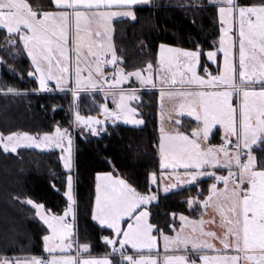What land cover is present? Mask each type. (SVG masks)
I'll return each mask as SVG.
<instances>
[{
    "label": "snow or ice",
    "instance_id": "snow-or-ice-1",
    "mask_svg": "<svg viewBox=\"0 0 264 264\" xmlns=\"http://www.w3.org/2000/svg\"><path fill=\"white\" fill-rule=\"evenodd\" d=\"M145 2L54 0L61 10L38 15L28 0H0V31H4L7 45L22 42L27 50L34 65L29 74L39 81L35 91H53L49 82L55 81L56 87L70 89L78 100L81 90L99 88L105 99L112 97L116 106L112 110L107 103L102 105L105 119L142 124L144 121L137 118V109L130 103L138 99L136 90L126 91L123 84L134 77L142 86L156 87L153 64L147 63L146 72L119 66L123 58L117 55L111 40L110 22L114 17L136 19V6ZM215 6L223 35L219 49L209 50L206 55L208 60L216 61L218 51H222V69L218 67L216 74L208 72L207 78L198 74L201 51L160 45L161 107L167 96L172 105L169 120L173 112L187 113L197 124L189 131H181L180 125L169 131L161 124L158 147L161 168L172 169L174 177L165 192L170 187L191 186L201 178H212L206 194L201 191L187 202L190 207L202 206L204 212L210 208L218 212L223 233L204 228L206 223H216L214 217L196 221L181 213L180 227L173 223L170 227L175 234H166L149 219L148 206L158 199L156 192L149 191L147 184L140 191L111 172L102 173L97 177L93 218L111 230L112 235L102 237L111 250L103 258H95L90 242L72 238L73 224L68 218L75 221V199L73 177L68 175L67 207L62 214L27 200L50 230L43 237L47 258L3 254L0 264H264V157L258 159L254 152V146H264V0L247 4L216 0ZM234 26L238 36L233 35ZM109 64L111 78L105 70ZM174 65L183 69L179 80L175 71L169 76ZM165 87L180 90L164 91ZM18 91L11 86L0 87L4 93ZM234 97L238 104L233 102ZM73 123L95 132L94 126L102 121L81 115L77 105ZM217 125L223 128V142L205 143ZM65 143L64 167L71 170L72 139L67 129L57 127L54 134L45 133L42 140L28 132L0 131V146L6 153H16L21 146L63 148ZM157 179V172H151L152 185H157ZM172 216L175 219L176 214ZM161 238L163 255L159 250ZM74 245L75 255L71 251Z\"/></svg>",
    "mask_w": 264,
    "mask_h": 264
},
{
    "label": "trees",
    "instance_id": "trees-1",
    "mask_svg": "<svg viewBox=\"0 0 264 264\" xmlns=\"http://www.w3.org/2000/svg\"><path fill=\"white\" fill-rule=\"evenodd\" d=\"M37 13L56 11L52 0H28ZM253 3L255 0H239ZM136 19H118L113 22V44L116 53L123 58L120 65L126 70L144 69L147 63L158 64L160 45L184 50H199L200 74L217 70L209 64L206 53L215 50V42L221 36L218 10L210 0H149L145 6L135 8ZM0 82L1 87L11 86L15 94L0 92V131L28 132L32 135L52 134L57 127L73 134L74 113L77 105L83 116H98L106 103L97 92L81 93L74 99L71 92L44 93L39 83L29 73L32 64L22 43L7 45L4 31H0ZM219 66V65H218ZM137 110L144 121L140 128L121 124H106L103 132L75 133V190L77 239L91 243L92 256H105L111 250L103 236L111 230L101 228L93 220L96 200V177L111 172L140 191L147 184L150 190V174L161 173L159 155V103L157 92L140 93ZM190 119H181V131L196 126ZM222 132L216 130L211 144L222 143ZM264 146L254 152L258 159L264 157ZM59 151L20 149L16 154L6 153L0 147V255L45 256L43 237L47 228L37 219L36 212L26 204L29 198L43 203L52 213L62 214L67 207V176ZM213 183L212 178L186 186L167 195H159L151 205L150 222L164 233L173 235L177 216L181 213L191 219H199L202 206L191 207L188 200ZM203 198V197H201ZM175 213V219L172 214ZM155 234V233H154Z\"/></svg>",
    "mask_w": 264,
    "mask_h": 264
},
{
    "label": "rangeland",
    "instance_id": "rangeland-1",
    "mask_svg": "<svg viewBox=\"0 0 264 264\" xmlns=\"http://www.w3.org/2000/svg\"><path fill=\"white\" fill-rule=\"evenodd\" d=\"M212 3H214V4H216V0H210ZM149 2V1H148ZM148 2L146 1L145 3H143V4H140V5H138V6H145V5H147L148 4ZM53 3H54V0H53ZM118 19H131V20H133L132 18H130V17H114L112 20H118ZM111 20V21H112ZM111 23V29H112V31H111V33H110V37H111V40H112V42H113V39H112V37H113V33H114V26H113V22H110ZM223 35V26L221 27V36ZM233 35L234 36H238V30H237V28L234 26V28H233ZM221 36H220V38H221ZM220 38L215 42V50L214 51H217L218 49H219V44H220ZM22 43V42H21ZM23 46V45H22ZM168 47H171V46H168ZM171 48H176V47H171ZM23 49H24V51H25V54H26V56L28 57V59L30 60V62H31V57H29L28 55H27V50L23 47ZM176 49H180V48H176ZM217 56H218V58H217V60L216 61H212V60H209V62L210 63H213V64H216V68L217 67H220V65H221V62H222V58H223V53H222V51H218V53H217ZM159 59H160V49H159ZM158 62H159V60H158ZM223 63V62H222ZM31 64H32V62H31ZM219 65V66H218ZM108 66V65H107ZM109 66H110V68L109 69H105L108 73H109V78H111V71H112V66L109 64ZM120 66V65H119ZM178 66L179 65H174L173 66V69L172 70H170V72H169V76H171V71H175L176 72V78H177V80H179L180 79V73H181V71L179 70V68H178ZM0 67H1V61H0ZM158 67V64H157V66H153V68L154 69H156ZM32 68H33V70H34V65L32 64ZM146 68V67H145ZM144 68V69H145ZM1 69V68H0ZM218 70V69H217ZM217 70H212V71H209V72H211L212 74H216L217 73ZM147 70H145V72H146ZM153 73H154V70H153ZM198 73H200V71H198ZM205 76V75H204ZM34 78H36V80L38 81V78L36 77V76H33ZM155 82V81H154ZM38 83H39V81H38ZM50 83V85H52L53 86V91H44V90H41L42 92H44V93H54V92H59V93H66V92H71V90L70 89H68V88H66L65 90H61L59 87H56L55 86V81H50L49 82ZM159 84L161 83L160 81L158 82ZM159 84H158V86H159ZM0 87H1V82H0ZM123 87H124V89L127 91V90H130V89H135L136 90V95L138 96V99L137 100H133V101H131L130 103H131V105H132V107H134V108H136L137 109V106H138V103H139V100L141 99V97H140V93H142V92H148V91H150V92H157V91H154V90H149V88H151L152 86H150V85H141L140 84V82L139 81H137L134 77L130 80V81H128V82H125L124 84H123ZM84 92H95V93H97V92H99V93H101L103 96H104V98H105V93L101 90V89H99V88H97V89H91V90H81V92H80V94L81 93H84ZM1 93H3V92H1ZM5 94H11V93H5ZM12 94H15V93H12ZM71 95H73L72 94V92H71ZM166 99H168V97L167 98H164L163 99V108L161 107V119H162V114H163V119L161 120V124H163V127L166 129V130H169V131H171V130H173V129H175L177 126H176V121H178V115H176L177 113H175V112H173L172 113V115H173V119L172 120H169L168 119V116H169V111L171 110V107H172V105H171V103L168 101V100H166ZM234 99H235V97L233 98V102H234ZM105 101H106V103L108 104V107H109V109H112V110H115V104L113 103V100H112V97L110 96V95H108L107 96V99H105ZM158 103H159V94H158ZM138 111L139 110H137V113H136V115H138ZM159 112H160V104H159ZM75 114V113H74ZM140 115V114H139ZM95 117H98L101 121H102V123L101 124H99V125H95L94 127L96 128V131L95 132H93V131H91V129H90V127H87V126H83V125H81L80 127H77L74 123H73V134L71 133V139H72V144H71V155H72V168H71V170H69V169H66L65 167H64V169H65V171L69 174V175H72V177H73V184L75 183V174H74V165H75V137H74V134L75 133H80L81 135H84L85 133H88V134H92V135H95V136H98V135H100V133L101 132H103V130H104V127H105V125L106 124H113V125H116L117 123H120V124H125L127 127H134V128H140V127H142V125H143V123L142 124H132L131 122H128V121H125L124 119H120V120H116L115 122H113V119L111 118V117H109V118H107V119H105V116H104V113L102 112L101 114H99L98 116H95ZM138 117V116H137ZM56 130V129H55ZM55 130H54V132L52 133V134H54L55 133ZM161 135V134H160ZM35 136H37V138L38 139H40V140H42L43 139V136L44 135H35ZM1 148H2V146H0ZM20 149H34V150H37V151H59L60 153H61V157H60V159H61V162H62V164H63V166H64V160H63V157L67 154V144L65 143V146L63 147V148H61V147H56V146H51V147H46V148H36L35 146H31V147H29V146H21L20 148H18L17 149V152L20 150ZM16 152V153H17ZM7 153H12V152H7ZM16 153H12V154H16ZM159 155H160V151H159ZM162 169V168H161ZM171 172H172V169H165V174H162V175H157L158 176V179H157V185H152L151 184V181H150V190L149 191H151V189L153 190V192H156V194H157V196H158V198H159V195H161V194H169L170 192H172V191H174V190H177V189H180V188H182V187H184V186H187V185H179V186H177L176 188H169V190H168V192H165L164 191V188H165V186H167V185H170L172 182H173V179H174V177H172L171 176ZM74 197V196H73ZM74 207V206H73ZM213 209H209L207 212H204V215H203V219L205 220V221H207V220H209L210 218H212L213 217ZM37 217V216H36ZM71 218V216L68 218V219H70ZM177 218H178V216H177ZM201 218V217H200ZM214 218H217L216 216L214 217ZM38 219V218H37ZM191 219V218H190ZM39 220V219H38ZM40 221V220H39ZM41 222V221H40ZM42 223V222H41ZM43 224V223H42ZM179 224V226L178 227H176V228H179L180 227V223H178ZM43 226L46 228V226L43 224ZM204 228L205 229H207V230H212V231H215V232H217V233H220V234H222L223 233V231H224V228H222L221 227V222H219V221H217L215 224H211V223H206L205 225H204ZM49 231V230H48ZM173 231H175V229H173ZM174 235V234H173ZM74 240H75V236H74V229H73V237H72ZM159 244H160V249H161V243H160V241H159ZM216 244H217V247H221L220 245H219V241H216ZM74 247H75V245L73 246V249H74ZM128 248H130V246H128ZM73 249L71 250V251H73ZM131 249V248H130ZM159 249V250H160Z\"/></svg>",
    "mask_w": 264,
    "mask_h": 264
},
{
    "label": "crops",
    "instance_id": "crops-1",
    "mask_svg": "<svg viewBox=\"0 0 264 264\" xmlns=\"http://www.w3.org/2000/svg\"><path fill=\"white\" fill-rule=\"evenodd\" d=\"M53 1V0H52ZM147 2L149 1V0H146ZM54 4V3H53ZM55 6V5H54ZM56 7V6H55ZM136 7H140V6H136ZM56 11H58V10H61V9H58L57 7H56ZM42 13H38V15H41ZM115 20H112L111 22H114ZM220 23H221V21H220ZM221 27H222V24H221ZM112 39H113V37H112ZM206 58H207V55H206ZM158 60H159V56H158ZM207 61H208V63L209 64H211V65H213L214 67L216 66V64H213V63H210L209 62V60H208V58H207ZM222 62H223V58H222ZM221 62V65H220V67L219 68H221L222 69V65H223V63ZM110 68V66L108 65V66H106V68L105 69H109ZM178 68H179V70L181 71V73H182V71H183V69H182V67L179 65L178 66ZM199 69H200V64H199V66H198V68H197V71H199ZM145 70H146V68H145ZM153 70H154V73H153V79H154V81H155V84H156V87H151V88H149V90H154V91H157V93L159 94V104H160V112H159V132H160V128H161V97H160V93H161V91H162V89H161V86H160V84L158 83L159 81H160V72H161V69H160V65H159V62H158V67L156 68V69H154L153 68ZM180 73V74H181ZM208 73V72H207ZM207 73L205 74V77L207 78ZM211 73V72H210ZM199 75H201L200 73H198ZM202 76H204V75H202ZM158 84H159V86H158ZM164 91H168V90H180L179 88H176V89H169L168 87H165L164 89H163ZM164 98H167V96H165ZM166 100H168L169 101V99H166ZM234 103H239V100H238V98H236L235 97V99H234ZM176 115H178V121H176V126H178V125H181V119L182 118H186V119H190V120H192V121H195V118L194 117H189L188 115H187V113H184L183 115H180V114H176ZM138 117L137 118H140L139 117V112H138V115H137ZM141 119V118H140ZM196 122V121H195ZM197 123V122H196ZM117 124H120V123H117ZM121 125H124V126H126L125 124H121ZM143 125H144V122H143ZM142 125V126H143ZM216 130H220L221 132H222V135H221V138H222V140H223V128H222V126H219V125H217L216 127H214L212 130H211V134H210V138H209V140L208 141H206L205 143H209L210 142V139H211V137H212V135H213V133L216 131ZM160 134H161V132H160ZM160 137H161V135H160ZM258 145H256V146H254V148L255 147H257ZM181 171H182V169H181ZM74 173H75V165H74ZM162 174H165V169H161V173H160V175H162ZM226 174V173H225ZM99 175V174H98ZM98 175H97V177H98ZM113 175V174H112ZM114 176V175H113ZM97 177H96V188H97V184H98V179H97ZM115 177V176H114ZM207 178H210V177H204V178H201V180H203V179H207ZM200 180V181H201ZM194 185V184H193ZM187 186H190V185H187ZM184 187H186V186H184ZM184 187H182V188H184ZM181 189V188H180ZM74 190H75V183L73 184V196H74V199H75V205H74V210H75V217H76V198H75V195H74ZM177 190H179V189H177ZM151 191H153L152 189H151ZM174 191H176V190H174ZM174 191H172V192H174ZM96 193H97V191H96ZM171 193V192H170ZM162 195H167V194H162ZM66 196V195H65ZM158 197V196H157ZM66 198H67V196H66ZM26 202V204L27 205H29L28 203H27V201H25ZM158 202V199L157 200H155V201H153L152 202V204L151 205H154V204H156ZM151 205H149L148 207L150 208V206ZM31 208H33V206H31V205H29ZM34 209V208H33ZM35 210V209H34ZM202 210H203V208H202ZM36 212V211H35ZM94 212H95V205H94V211H93V217H94ZM213 217H217V218H215V220H216V222L217 221H219V222H221V217H220V215H219V213L218 212H216V211H214L213 210ZM203 215H204V211H203V214H202V216H201V218L203 217ZM37 216V215H36ZM37 218L39 219V217L37 216ZM201 218H199V219H197L196 221H198V220H200ZM40 220V219H39ZM93 220H94V222L98 225V226H100L101 228H105V229H107L105 226H102V225H100L99 224V222L98 221H96L94 218H93ZM191 220H195V219H191ZM41 221V220H40ZM177 221H178V223H180V225H181V223H182V221H180L179 220V216H178V218H177ZM42 223H43V221H41ZM69 222H71L72 224H73V229H74V236H75V239H77V231H76V228H77V224H76V222H77V217L75 218V221H72V219L70 218L69 219ZM44 224V223H43ZM45 225V224H44ZM46 226V225H45ZM46 228H47V226H46ZM49 230V229H48ZM49 232H50V230H49ZM174 234H175V231H174ZM44 241V240H43ZM160 243H161V249H160V252H161V255H163V241H162V238L160 239ZM44 244H45V242H44ZM110 248H111V246H110ZM129 250H131L130 248H128ZM44 251H45V248H44ZM45 256L44 257H46L47 258V253H46V251H45ZM72 254L73 255H75L76 254V248L74 247V249H73V251H72ZM177 254H181V253H177ZM209 254L211 255V254H215V253H213V252H211V251H209ZM93 257H95V258H103L104 256H93Z\"/></svg>",
    "mask_w": 264,
    "mask_h": 264
}]
</instances>
